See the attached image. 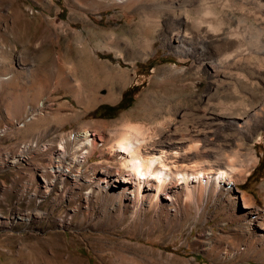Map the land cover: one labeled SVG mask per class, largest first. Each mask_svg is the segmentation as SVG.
<instances>
[{
  "label": "rangeland",
  "instance_id": "1",
  "mask_svg": "<svg viewBox=\"0 0 264 264\" xmlns=\"http://www.w3.org/2000/svg\"><path fill=\"white\" fill-rule=\"evenodd\" d=\"M229 2L215 7L216 22L223 31L245 26L237 41L250 54L212 76L213 65L176 53L172 13L137 8L144 0H0V264H264L263 242L250 239L264 230V54L251 46L264 41V0ZM181 28L208 55L225 46L191 20ZM106 66L127 75L114 99ZM213 115L236 124L215 125L211 143L192 141L186 163L233 168L230 190L175 209L144 199L136 212L115 201L116 175L91 191L95 175L121 165L109 149L127 118L161 138ZM247 117L252 130L242 133ZM85 130L97 143L89 158L56 172V156L77 154Z\"/></svg>",
  "mask_w": 264,
  "mask_h": 264
},
{
  "label": "bare ground",
  "instance_id": "2",
  "mask_svg": "<svg viewBox=\"0 0 264 264\" xmlns=\"http://www.w3.org/2000/svg\"><path fill=\"white\" fill-rule=\"evenodd\" d=\"M113 1L116 3H129L132 1L135 3L139 1L140 3L143 0ZM144 2L146 3L136 4L137 8L157 13L164 11L172 13L173 17L171 19L173 22L170 23L172 26V36L170 39L176 43V53L187 56L197 55L201 64L208 63L213 65L212 76L220 75L221 67L230 59L233 58L234 60V57H245L250 54V43L246 46L244 42L237 41L238 38L244 36L246 32L245 26L238 25L228 31H223L221 24L219 25V22H216L215 7L221 5L224 8L230 4L229 0H200L196 4L192 0H144ZM258 2L260 6H263L260 1ZM186 19L191 20L199 32L221 33L225 45L223 49L215 56H211L207 54V44H205L204 40H200L198 45L193 46L194 42L191 39L193 36H188L189 34L181 28L182 22ZM229 40L231 42H228ZM251 44V46L257 48L258 53L264 54L263 40L256 39ZM149 47L150 45L148 44L142 46L143 49ZM104 69L106 74L112 79L111 93L112 99H114L117 95L118 86L126 82L127 75L125 72L113 69L110 66H106ZM187 113L188 111H186L185 115ZM255 113H252V115L254 116ZM252 115L250 117H253ZM250 117L244 119V124L238 126L242 133H251L252 129L248 128ZM125 119L123 116L121 120ZM127 119L130 120L131 118ZM216 119L217 117L213 115L207 121L200 124L201 128L187 130L182 133L169 132L165 137L161 138L149 135L148 128H145L144 125L133 124L126 120L124 128L117 136L118 138H116L117 141L113 142L114 144L109 149L110 152L120 159L121 165L116 169H112L113 167L111 166L104 168L105 170L102 171V175H95L92 178L93 180L91 179V182H93L91 191L108 189L110 176L116 175V180L121 181V188L117 190L115 201L128 200L131 202V205L128 206H132L134 208L133 212H136V209H139L144 199L148 201L147 208H158L163 205L175 209L176 205L182 201L186 202L188 199L197 201L198 198H207L209 194L230 190L235 184L233 176L236 170L233 168H227L224 163H221L216 168L209 166L212 168H195L196 170L191 171L186 163L193 157L189 153L194 149H198V144H190L192 141L200 137L204 143H211L213 138L216 139L218 135L217 131L220 130V128L217 130L215 125L218 123L223 126L230 124L229 126L232 127L236 124V121L216 122ZM91 134L90 132L88 133V130L81 132L80 136H82L84 141H82L77 154L70 157L62 152L56 156L57 158L54 159L53 165L56 172L61 173L76 164L80 166L85 159L89 158L87 153L97 146V143L94 144L92 138L89 137ZM61 139L60 147L64 144L63 138ZM85 147L86 149H83ZM68 156L70 157L69 161L62 162L63 159H68ZM178 162L182 163L181 168L176 166ZM247 216H257V212H248ZM254 220L257 219H252L248 222L250 228L247 230L250 234L253 233V230L257 229L252 227V225H258ZM258 233H256V237V234H253L250 239L252 243L263 242L262 245L264 246V230L262 233Z\"/></svg>",
  "mask_w": 264,
  "mask_h": 264
},
{
  "label": "trees",
  "instance_id": "3",
  "mask_svg": "<svg viewBox=\"0 0 264 264\" xmlns=\"http://www.w3.org/2000/svg\"><path fill=\"white\" fill-rule=\"evenodd\" d=\"M125 97L126 96H123L122 97L121 101L116 105V107L121 108V103L125 100ZM128 97L130 99L131 98V95H129ZM110 107L112 108V106H110ZM98 109H99V106L96 108V110H98Z\"/></svg>",
  "mask_w": 264,
  "mask_h": 264
}]
</instances>
